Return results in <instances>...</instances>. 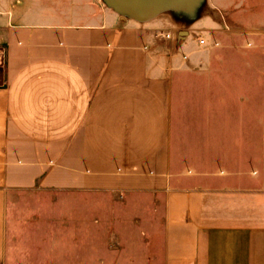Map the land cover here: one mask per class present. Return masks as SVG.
<instances>
[{"label": "crops", "instance_id": "obj_1", "mask_svg": "<svg viewBox=\"0 0 264 264\" xmlns=\"http://www.w3.org/2000/svg\"><path fill=\"white\" fill-rule=\"evenodd\" d=\"M124 1L0 0V264L9 197L28 189L161 193V264H264V70L185 69L198 35L264 46V0ZM194 75L227 79L205 105L226 121H196L195 139L175 114ZM145 238L123 264H149Z\"/></svg>", "mask_w": 264, "mask_h": 264}, {"label": "rangeland", "instance_id": "obj_2", "mask_svg": "<svg viewBox=\"0 0 264 264\" xmlns=\"http://www.w3.org/2000/svg\"><path fill=\"white\" fill-rule=\"evenodd\" d=\"M75 1L91 12L89 15L104 8H114L109 0ZM223 1L226 3V0ZM198 5L201 12H207L212 7L210 0H199ZM222 14L221 20L228 22L227 14ZM202 35H198V38ZM220 36L218 39L221 45L217 40L205 37L207 44L197 51L198 59L189 61L185 69L214 72L250 68L264 70V46L232 47L227 44L226 34ZM182 81L184 89L180 102L183 105L175 110L179 121L185 119L195 125L196 121L207 119L208 116L215 121H226L227 110H208L205 106L206 100H212V88H207L209 82L219 84L227 82L226 78H201L194 75ZM224 86L219 85L213 90L215 95H226ZM186 128L189 129L187 134L195 139V129L198 127L195 125ZM224 133L222 135L220 131V141L208 143L211 151L228 149L227 126ZM189 145L193 148L195 143L192 141ZM8 213L5 264H123V258H127L133 249L143 250L142 242L146 241V236L149 237L147 242L149 241L151 250L149 264H161V193L106 191L68 195L41 189L19 190L12 192L9 197ZM137 232L144 238H135Z\"/></svg>", "mask_w": 264, "mask_h": 264}, {"label": "water", "instance_id": "obj_3", "mask_svg": "<svg viewBox=\"0 0 264 264\" xmlns=\"http://www.w3.org/2000/svg\"><path fill=\"white\" fill-rule=\"evenodd\" d=\"M109 1L111 2V4L113 5V7H115V8H121L124 5V3H125L124 0H109ZM177 1H178V3H179V1H181L180 3H183L184 6L190 7V6H192V4L196 0H177ZM174 2L175 1L173 0V3Z\"/></svg>", "mask_w": 264, "mask_h": 264}, {"label": "built area", "instance_id": "obj_4", "mask_svg": "<svg viewBox=\"0 0 264 264\" xmlns=\"http://www.w3.org/2000/svg\"><path fill=\"white\" fill-rule=\"evenodd\" d=\"M167 37H169V35H167ZM198 41H199V43H200L201 45H206V44H207L206 39L203 38V37H199Z\"/></svg>", "mask_w": 264, "mask_h": 264}]
</instances>
